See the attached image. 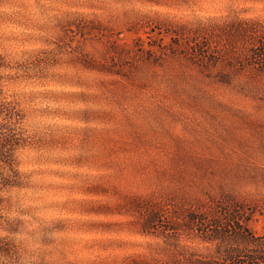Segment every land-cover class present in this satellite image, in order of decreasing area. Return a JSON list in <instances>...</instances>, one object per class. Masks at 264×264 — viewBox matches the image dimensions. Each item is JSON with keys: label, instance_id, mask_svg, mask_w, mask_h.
Returning <instances> with one entry per match:
<instances>
[{"label": "rangeland", "instance_id": "rangeland-1", "mask_svg": "<svg viewBox=\"0 0 264 264\" xmlns=\"http://www.w3.org/2000/svg\"><path fill=\"white\" fill-rule=\"evenodd\" d=\"M253 242L264 0H0V264H233Z\"/></svg>", "mask_w": 264, "mask_h": 264}, {"label": "trees", "instance_id": "trees-1", "mask_svg": "<svg viewBox=\"0 0 264 264\" xmlns=\"http://www.w3.org/2000/svg\"><path fill=\"white\" fill-rule=\"evenodd\" d=\"M217 238V237H215ZM254 249H228L221 252L226 253V257L231 259H238L233 264H264V243H252ZM223 252V255H224Z\"/></svg>", "mask_w": 264, "mask_h": 264}]
</instances>
